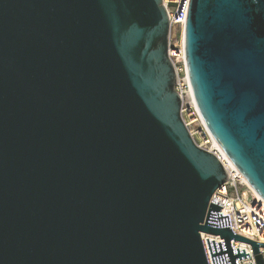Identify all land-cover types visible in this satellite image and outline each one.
<instances>
[{"label":"water","instance_id":"water-1","mask_svg":"<svg viewBox=\"0 0 264 264\" xmlns=\"http://www.w3.org/2000/svg\"><path fill=\"white\" fill-rule=\"evenodd\" d=\"M185 72L264 200V0H190ZM162 0H0V264L249 258L209 201L227 181L181 116Z\"/></svg>","mask_w":264,"mask_h":264},{"label":"built area","instance_id":"built-area-1","mask_svg":"<svg viewBox=\"0 0 264 264\" xmlns=\"http://www.w3.org/2000/svg\"><path fill=\"white\" fill-rule=\"evenodd\" d=\"M189 1L162 0L170 26L168 55L177 75L175 90L181 98L180 116L194 144L214 155L227 173V181L214 192L209 205L211 203L222 208L218 215L221 217L228 216L230 231L234 235L264 244V200L253 195L248 189L240 173L234 168L209 133L195 106L192 95H189L190 87L185 72L183 48L175 49L172 44V30L177 29L181 35L183 34ZM207 239L209 242L214 241L215 244L222 243L224 240H220L219 236L200 233L206 262L212 264L206 244ZM229 244L233 250H244L245 255H249V258L236 261L237 264H257L256 256L253 255L249 244L237 241H230ZM259 253L264 261V249H259Z\"/></svg>","mask_w":264,"mask_h":264},{"label":"rangeland","instance_id":"rangeland-1","mask_svg":"<svg viewBox=\"0 0 264 264\" xmlns=\"http://www.w3.org/2000/svg\"><path fill=\"white\" fill-rule=\"evenodd\" d=\"M172 44L174 45L175 49H179L180 48V37H181V33L179 30L174 29L172 30ZM183 76V74H182ZM247 189V188H246Z\"/></svg>","mask_w":264,"mask_h":264},{"label":"bare ground","instance_id":"bare-ground-1","mask_svg":"<svg viewBox=\"0 0 264 264\" xmlns=\"http://www.w3.org/2000/svg\"><path fill=\"white\" fill-rule=\"evenodd\" d=\"M180 48H183V36L181 35L180 37ZM189 95L191 96V93L189 91ZM239 174V173H238ZM245 184L247 185L248 189L253 193V195H255L256 197L260 198L256 192L247 184V182L244 180ZM262 199V198H261Z\"/></svg>","mask_w":264,"mask_h":264}]
</instances>
